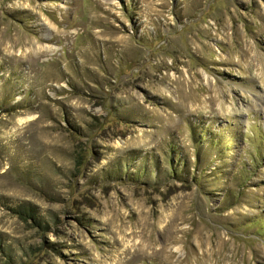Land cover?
Wrapping results in <instances>:
<instances>
[{"label": "rangeland", "instance_id": "rangeland-1", "mask_svg": "<svg viewBox=\"0 0 264 264\" xmlns=\"http://www.w3.org/2000/svg\"><path fill=\"white\" fill-rule=\"evenodd\" d=\"M0 264H264V0H0Z\"/></svg>", "mask_w": 264, "mask_h": 264}]
</instances>
